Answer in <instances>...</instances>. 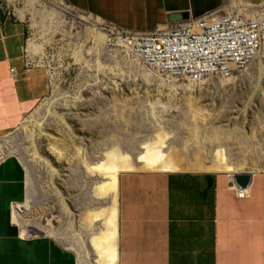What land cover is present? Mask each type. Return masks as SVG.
<instances>
[{
    "label": "rangeland",
    "instance_id": "374dc122",
    "mask_svg": "<svg viewBox=\"0 0 264 264\" xmlns=\"http://www.w3.org/2000/svg\"><path fill=\"white\" fill-rule=\"evenodd\" d=\"M1 1L29 26L27 55L49 81L47 98L0 138V159L28 176L22 234L55 238L78 264H113L115 181L99 169L264 172V63L188 91L133 63L66 0Z\"/></svg>",
    "mask_w": 264,
    "mask_h": 264
},
{
    "label": "crops",
    "instance_id": "0c3cea01",
    "mask_svg": "<svg viewBox=\"0 0 264 264\" xmlns=\"http://www.w3.org/2000/svg\"><path fill=\"white\" fill-rule=\"evenodd\" d=\"M66 1L102 22L143 33L178 27L218 10L264 4V0ZM28 42L29 26L0 0V138L17 129L49 94L47 74L27 55ZM243 174L251 175L250 186L244 189L249 198L244 200L237 199L227 173L120 174L112 197L116 230L109 224L112 211L107 221V236L117 235L113 264H264V172ZM27 177L19 160L0 159V264H78L76 253L55 238L22 234L15 223L14 216L21 215L28 201Z\"/></svg>",
    "mask_w": 264,
    "mask_h": 264
},
{
    "label": "built area",
    "instance_id": "2783aa9c",
    "mask_svg": "<svg viewBox=\"0 0 264 264\" xmlns=\"http://www.w3.org/2000/svg\"><path fill=\"white\" fill-rule=\"evenodd\" d=\"M111 46L154 75L195 91L209 80L230 81L264 63V4L218 10L184 24L143 33L102 22ZM14 73V71H12ZM227 173L237 199L249 198Z\"/></svg>",
    "mask_w": 264,
    "mask_h": 264
},
{
    "label": "bare ground",
    "instance_id": "6f19581e",
    "mask_svg": "<svg viewBox=\"0 0 264 264\" xmlns=\"http://www.w3.org/2000/svg\"><path fill=\"white\" fill-rule=\"evenodd\" d=\"M164 81H166V80H164ZM64 143L65 142H63V144H61V145H58L55 143V151L58 152V154L61 158L64 157V154H62V151H61L62 145L64 148L66 147ZM77 156L78 157L81 156V154H79V151H77ZM99 172L101 173V175H108L109 177L113 178V180L115 181V188H116L117 180L119 177L118 171H116L115 169H113L111 167H108L105 169H99ZM115 218H116V211L112 214V220L110 222L111 227L116 230ZM14 221L17 223L15 216H14ZM113 221H114V223H113ZM116 237H117L116 233L111 234L109 236V244L107 245V247L109 248L110 253H111L110 259H111L112 263H114L117 260V251H116V244H115L116 243Z\"/></svg>",
    "mask_w": 264,
    "mask_h": 264
},
{
    "label": "water",
    "instance_id": "95a60500",
    "mask_svg": "<svg viewBox=\"0 0 264 264\" xmlns=\"http://www.w3.org/2000/svg\"><path fill=\"white\" fill-rule=\"evenodd\" d=\"M250 183H251V175L249 174H237L235 176V185L240 190L249 188Z\"/></svg>",
    "mask_w": 264,
    "mask_h": 264
}]
</instances>
